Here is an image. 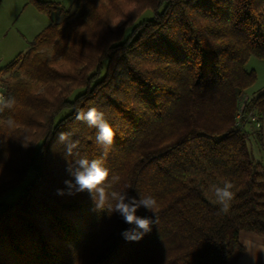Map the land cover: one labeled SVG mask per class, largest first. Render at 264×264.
<instances>
[{
    "label": "trees",
    "instance_id": "obj_1",
    "mask_svg": "<svg viewBox=\"0 0 264 264\" xmlns=\"http://www.w3.org/2000/svg\"><path fill=\"white\" fill-rule=\"evenodd\" d=\"M29 1L43 13L58 8ZM76 8L1 69L12 72L4 96L16 104L0 113V199L35 176L17 201L0 202V264H228L244 232L264 237V162L248 141L262 144L261 129L237 124L240 96L257 80L246 65L264 60V0H77ZM146 10L152 17L138 22ZM91 107L116 133L107 157L98 129L74 118ZM251 111L264 119V92L248 98L243 118ZM61 132L79 141L81 156L103 159L121 178L117 190L158 201L141 241L125 240L133 225L94 210L87 192L57 194L71 179ZM225 181L234 193L226 213L210 191ZM136 214L155 219L143 207Z\"/></svg>",
    "mask_w": 264,
    "mask_h": 264
},
{
    "label": "clouds",
    "instance_id": "obj_2",
    "mask_svg": "<svg viewBox=\"0 0 264 264\" xmlns=\"http://www.w3.org/2000/svg\"><path fill=\"white\" fill-rule=\"evenodd\" d=\"M15 104L14 97L0 95V113L11 110ZM74 118L85 122L89 127L98 129L95 143L102 149L103 157H107L116 133L107 122L104 112L96 107H91L87 111L77 110ZM6 123L12 126L14 121L9 119ZM58 140L65 146L66 171L71 177L64 181L66 190L57 189L58 195L74 196L81 192H87L95 206L94 210L106 212L109 216L117 213L124 222L133 225L132 228L121 233L123 238L129 242H139L152 231V225L156 223V213L159 210L158 201L153 196L140 195V198L137 199L129 196L127 191L117 190L116 185L119 184L121 178L115 174L110 176L109 170L103 167V159L89 160L81 156L78 151H74L78 148L79 141L72 140L71 133H59ZM68 157L72 159L68 160ZM232 188V183L225 181L222 187L213 185L210 189L215 202L221 205V211L225 213L234 198ZM141 207L151 212L155 219L138 216L136 213ZM251 257L255 264L256 257L254 255Z\"/></svg>",
    "mask_w": 264,
    "mask_h": 264
},
{
    "label": "rangeland",
    "instance_id": "obj_3",
    "mask_svg": "<svg viewBox=\"0 0 264 264\" xmlns=\"http://www.w3.org/2000/svg\"><path fill=\"white\" fill-rule=\"evenodd\" d=\"M42 1L57 2V10L51 13L40 12L29 0H2L0 3V95H5L6 85L12 77V72H1V69L19 54H25L31 47L33 39L50 23H64L69 18H74L76 14L77 0ZM151 17L152 11L146 10L138 22ZM246 67L248 66L246 65ZM67 112L69 110L64 111L62 115ZM248 141L255 160L260 162L257 156L258 139L251 136ZM34 176V171L30 170L24 181L6 192L1 197L0 202L12 203L17 201L22 190L33 180Z\"/></svg>",
    "mask_w": 264,
    "mask_h": 264
},
{
    "label": "crops",
    "instance_id": "obj_4",
    "mask_svg": "<svg viewBox=\"0 0 264 264\" xmlns=\"http://www.w3.org/2000/svg\"><path fill=\"white\" fill-rule=\"evenodd\" d=\"M247 70H255L257 80L250 88L246 90L248 97H255L264 92V60L256 56L250 57L247 63ZM261 126L262 144L259 145L258 157L260 162L264 161V119ZM242 249H236L228 264H253L251 256L256 257L255 264H264V237L250 232H244L240 237Z\"/></svg>",
    "mask_w": 264,
    "mask_h": 264
},
{
    "label": "built area",
    "instance_id": "obj_5",
    "mask_svg": "<svg viewBox=\"0 0 264 264\" xmlns=\"http://www.w3.org/2000/svg\"><path fill=\"white\" fill-rule=\"evenodd\" d=\"M248 98L244 93L239 100L238 114H237V124L241 128L247 129L252 132H256L261 129L262 121L258 118L255 111H251L246 119L243 118V110L248 103Z\"/></svg>",
    "mask_w": 264,
    "mask_h": 264
}]
</instances>
